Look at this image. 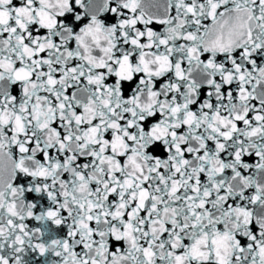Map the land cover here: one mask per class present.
<instances>
[{
    "label": "snow or ice",
    "instance_id": "obj_1",
    "mask_svg": "<svg viewBox=\"0 0 264 264\" xmlns=\"http://www.w3.org/2000/svg\"><path fill=\"white\" fill-rule=\"evenodd\" d=\"M0 264H264V0H0Z\"/></svg>",
    "mask_w": 264,
    "mask_h": 264
}]
</instances>
